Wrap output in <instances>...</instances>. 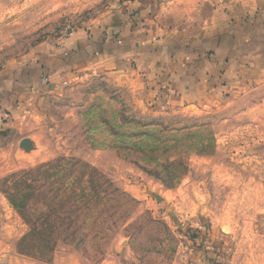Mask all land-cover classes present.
I'll list each match as a JSON object with an SVG mask.
<instances>
[{
	"label": "rangeland",
	"instance_id": "obj_1",
	"mask_svg": "<svg viewBox=\"0 0 264 264\" xmlns=\"http://www.w3.org/2000/svg\"><path fill=\"white\" fill-rule=\"evenodd\" d=\"M263 1L0 0V79L78 31L198 49ZM99 64L26 89L0 135V264H264V81L183 105L139 56Z\"/></svg>",
	"mask_w": 264,
	"mask_h": 264
},
{
	"label": "crops",
	"instance_id": "obj_2",
	"mask_svg": "<svg viewBox=\"0 0 264 264\" xmlns=\"http://www.w3.org/2000/svg\"><path fill=\"white\" fill-rule=\"evenodd\" d=\"M243 18L245 22L240 26H232L231 32L205 40L198 49L188 45L176 52L162 48L168 37L164 38L166 41H157L145 35L136 45L137 33L129 24L115 31H96L91 36L74 32L54 51L0 79V135L10 132V125L26 98L23 94L26 89L49 82L66 84L74 79L77 69H95L99 63L107 64L117 56L133 54L149 61L154 67V73L148 76L152 89L166 90L167 82L174 99L183 105L194 98L219 99L221 95L263 82L264 1Z\"/></svg>",
	"mask_w": 264,
	"mask_h": 264
},
{
	"label": "trees",
	"instance_id": "obj_3",
	"mask_svg": "<svg viewBox=\"0 0 264 264\" xmlns=\"http://www.w3.org/2000/svg\"><path fill=\"white\" fill-rule=\"evenodd\" d=\"M65 161H66V159H59V160H57V161L55 162V164H56L57 166H59L58 164H59L60 162H65ZM75 164L87 168V165L83 164L81 161H75ZM57 166H56V167H57ZM51 167H53V166H52V163L44 164V165H42V166L40 167V169H45V170L43 171V173H42V174H43V175H42L43 177H44V175L47 174L46 171L49 170V169H51ZM27 173H28V172L23 173V175H24V174H27ZM83 173H84V172L81 171L80 175L82 176ZM48 177H49V175H48ZM93 189H94V186H93ZM94 193H95V191H94ZM71 195H72L71 197H72L73 199L76 198L75 201L82 200V199L85 198V194H84V192H83L82 189H81V193H80L79 195H77V194H75V193H72ZM32 196H33V195H32ZM57 196H58V189L55 191L54 196H52V199H51V202H50V203L55 204L56 202H54V201H56V199L58 198ZM95 198H98V194H97V193H95ZM42 200H43V199H42ZM44 203H46V202H44ZM11 204L13 205V207H16V203H15V202H11ZM53 213H54V212H53ZM56 217H57V216L53 215V219H56V220H57ZM30 231H31V232H30V235H33L34 237L36 236L37 238H40L41 241H45V242H47L48 240H50V239L52 238L53 234H54L53 232H49V233L41 232V231H39L38 229H35L34 227H32Z\"/></svg>",
	"mask_w": 264,
	"mask_h": 264
},
{
	"label": "water",
	"instance_id": "obj_4",
	"mask_svg": "<svg viewBox=\"0 0 264 264\" xmlns=\"http://www.w3.org/2000/svg\"><path fill=\"white\" fill-rule=\"evenodd\" d=\"M21 146H22V147H29V146H30V144H29V142H28V141H26V140H23V141L21 142ZM157 199H159V198H157Z\"/></svg>",
	"mask_w": 264,
	"mask_h": 264
}]
</instances>
